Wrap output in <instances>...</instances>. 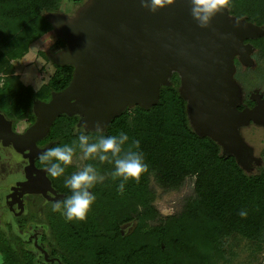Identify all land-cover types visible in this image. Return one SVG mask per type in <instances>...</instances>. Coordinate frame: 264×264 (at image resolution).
Masks as SVG:
<instances>
[{"label":"trees","instance_id":"trees-1","mask_svg":"<svg viewBox=\"0 0 264 264\" xmlns=\"http://www.w3.org/2000/svg\"><path fill=\"white\" fill-rule=\"evenodd\" d=\"M62 1L0 0V46L11 47L10 58H21L34 40L57 30L54 17ZM226 13L230 22L243 20L257 28L264 26V0H231ZM243 42L250 46L253 55L264 53V30L245 37ZM65 44L64 38L58 36L56 48L63 50L68 47ZM53 62L52 75L37 89L28 85L24 91L11 90L10 80H3L0 113L6 119L16 123L18 113L27 108V119L33 124L37 119L34 102H47L53 92H61L71 84L75 65L58 58ZM239 75L238 71L234 74L235 78ZM254 91L252 95L246 94L242 102L235 101L236 106L253 107ZM189 103L180 73L170 69L167 79L158 84L154 101L121 108L102 124L105 136H118L120 132L129 136L125 150L133 140L140 141L137 151L143 153L148 171L139 183L126 182L120 194L117 189L122 180L111 176L114 164L86 160V165L92 164L105 176L103 183L90 189L96 199L86 221H68L61 212L52 210L55 202L71 195L65 180L81 169L76 170L72 164L63 176L53 178L39 159L49 148L72 145L77 140L79 133L75 130L83 125L79 124L82 115L77 111L59 113L37 139L43 151L34 159L36 166L45 168V175L59 197L54 201L44 199L43 207L36 202L37 213L31 217L22 213L16 225L8 223L9 231L0 227L2 264H218L230 260V238L240 237L261 248L264 165L257 172H247L236 153L223 152L219 140L198 131ZM86 134L90 142L95 141V128H87ZM188 177L193 179V193L184 199L181 210L161 215L151 203L150 179L164 189H175ZM38 197L37 200H43ZM241 210L247 211L246 218L238 214ZM41 214L47 228L39 236L46 243L37 253L27 246H34L35 239H26L15 228H24L27 220ZM131 221L135 225L128 233L122 225ZM258 264H264V260Z\"/></svg>","mask_w":264,"mask_h":264},{"label":"water","instance_id":"water-1","mask_svg":"<svg viewBox=\"0 0 264 264\" xmlns=\"http://www.w3.org/2000/svg\"><path fill=\"white\" fill-rule=\"evenodd\" d=\"M190 8L189 0H176L153 14L139 0H91L74 19L55 16L59 34L69 42L57 58L75 65L71 84L53 92L47 102H34L37 119L23 133L13 131L0 113V138L28 149L27 178L33 179V172L43 173L44 194L51 185L45 169L35 165V157L43 151L36 141L59 113L77 111L82 115L79 124L87 122L95 128L96 122H106L120 101H154L157 86L170 69L182 77L198 131L228 143L231 152L239 151V142L230 140L229 124L260 118L264 100L254 96L256 104L243 109L232 99L226 103L224 99L236 86L228 71L234 51L250 61V46L243 40L255 34L257 27L243 20L228 21L224 10L213 18L211 27L202 29ZM37 185L31 191H40Z\"/></svg>","mask_w":264,"mask_h":264},{"label":"rangeland","instance_id":"rangeland-1","mask_svg":"<svg viewBox=\"0 0 264 264\" xmlns=\"http://www.w3.org/2000/svg\"><path fill=\"white\" fill-rule=\"evenodd\" d=\"M90 1L63 0L61 9L55 16L63 15L74 19L78 11ZM257 30L263 31L264 26L258 27ZM58 36L64 38L56 29L47 32L34 40L30 44L28 52L21 58H10L8 53L11 47L1 45L0 85L3 80L7 79L10 80L11 90L24 91V88L28 85L33 89H37L54 71L53 61L56 60L57 55L61 52H58L59 49L56 48ZM64 40L65 45L69 46V42L66 39ZM231 55L235 56L238 62L235 63L233 59V65L229 68L228 75L236 86L231 96L227 94L229 98H225L224 101L226 103L233 101L242 102L246 94L252 95L254 89L255 96L259 94L264 96V53L253 55L250 52L248 55L250 61L244 60L237 51L232 52ZM247 66H249L248 72H245ZM253 68L255 69L253 70ZM237 71L240 74L239 78L234 76ZM241 72H243L242 75ZM133 104L125 100L120 101L115 105L113 111L131 107ZM27 112L28 109L23 108L16 116L15 126L19 131H24L30 126L26 115ZM260 113V118L250 119L241 123L231 122L229 124L232 134L230 140L239 142V151L236 152V155L244 169L250 173L259 171L260 166L264 165V110ZM88 128H91L90 123ZM19 143L0 138V227H3L6 231H9V224H17V219L23 216L22 212L27 217H31L32 213L35 214L38 211L35 203L38 202V207H43L45 203L44 199L37 200L39 197L35 195L34 191H31L25 170L29 161L27 156H25L28 150L21 147ZM222 144L223 152L231 150L228 143L222 142ZM81 155L82 153L79 151L73 158V165L76 170H80L86 165V160L80 159ZM149 185L153 191L151 203L161 215L180 211L184 199L193 193V179L191 177H188L181 187L175 189H164L154 179H150ZM15 193L28 198L29 203L25 208L26 210L22 211H20L19 206H14V209L19 210L16 213L17 215L14 213L12 215L9 205L16 200ZM42 214L38 218L27 220L24 228H15L18 233H23L26 239H35L34 246L32 244H27V246L34 248L37 253H40L41 246L46 243L39 236L40 232L47 228V223L41 217ZM33 224H38V227H33ZM134 225L135 221H131V224H123L122 228H126V232L129 233L134 228ZM229 244L228 254L230 255V260H221L218 264H258L264 260V243L261 248H258L246 239L235 237L230 238Z\"/></svg>","mask_w":264,"mask_h":264},{"label":"clouds","instance_id":"clouds-1","mask_svg":"<svg viewBox=\"0 0 264 264\" xmlns=\"http://www.w3.org/2000/svg\"><path fill=\"white\" fill-rule=\"evenodd\" d=\"M139 2L144 9L155 14L173 5L176 0H139ZM189 3L192 18L197 22L198 27L204 29L211 27V22L217 14L230 7L231 0H189ZM87 128L88 124L85 122L81 128L75 130L79 135L72 145L55 146L41 153L39 159L46 166L48 174L53 178L63 176L65 169L73 164L78 148L82 153L80 157L82 160H99L101 163L114 164L115 170L111 176L113 179L121 178L122 182L117 189L120 194H123L126 182L134 180L139 183L141 176L148 171L143 153L137 151L140 148V141L133 140L125 150L124 146L129 141L126 133L105 136L103 126L96 122V139L90 142L91 138L86 134ZM104 180L105 176L101 175L95 166L87 164L65 180V186L70 189L71 195L63 201L55 202L52 210L61 212L68 221H86L96 199L90 189L103 183ZM238 214L242 218L248 215L245 210H241ZM2 260L3 258L0 257V264Z\"/></svg>","mask_w":264,"mask_h":264},{"label":"flooded vegetation","instance_id":"flooded-vegetation-1","mask_svg":"<svg viewBox=\"0 0 264 264\" xmlns=\"http://www.w3.org/2000/svg\"><path fill=\"white\" fill-rule=\"evenodd\" d=\"M254 96H255V94H254ZM259 96H260V99H263L264 100V96L262 95L261 96V94H259ZM256 104V103H255ZM254 104V105H255ZM245 108H249V107H245ZM251 108V107H250ZM243 109V108H242ZM6 119V118H5ZM6 120H8V119H6ZM10 121V123H11V128L15 131V132H20V133H23L24 131H19V130H17L16 129V126H15V122H13L12 120H9ZM30 124V123H29ZM28 150V149H27ZM26 156V155H25ZM24 156V157H25ZM27 159H28V157H27ZM29 160V159H28ZM29 162V161H28ZM38 166V165H37ZM39 168H41L40 166H38ZM45 169V168H44ZM45 174V173H44ZM33 179L31 178L30 180H29V178H27V181H28V184L30 185V187H33V185L35 186V185H37L38 183H37V181H39L40 182V184L41 185H37L38 186V188H39V190L40 191H38V192H35V195L36 196H42L43 197V199H45V200H56L58 197H59V194L56 192V190L53 188V186H52V184H51V182H50V185H51V188H47V189H45L46 191H45V194L42 192V189L45 187V185H43L42 184V179L44 178V175H43V173L42 174H40V176H39V174H36V172H33ZM46 176V175H45ZM41 186V187H40ZM34 188V187H33ZM15 198H16V200L13 202V203H10V205H9V207H10V210H11V213H12V215H13V213L14 214H16L17 212H18V210L20 209V211H22V210H26L25 208L27 207V205H28V203H29V199L28 198H26L25 196H23V195H20V194H17V193H15ZM14 206L15 207H18L19 206V209H14ZM22 213H24V212H22ZM17 215V214H16Z\"/></svg>","mask_w":264,"mask_h":264}]
</instances>
